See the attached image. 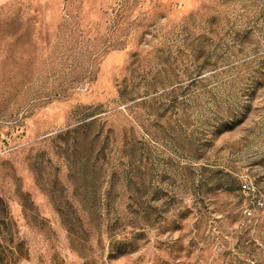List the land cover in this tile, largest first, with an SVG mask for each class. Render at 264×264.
I'll list each match as a JSON object with an SVG mask.
<instances>
[{"label": "rangeland", "instance_id": "374dc122", "mask_svg": "<svg viewBox=\"0 0 264 264\" xmlns=\"http://www.w3.org/2000/svg\"><path fill=\"white\" fill-rule=\"evenodd\" d=\"M0 264H264V0H0Z\"/></svg>", "mask_w": 264, "mask_h": 264}, {"label": "built area", "instance_id": "2783aa9c", "mask_svg": "<svg viewBox=\"0 0 264 264\" xmlns=\"http://www.w3.org/2000/svg\"><path fill=\"white\" fill-rule=\"evenodd\" d=\"M244 188H246V186H244Z\"/></svg>", "mask_w": 264, "mask_h": 264}]
</instances>
